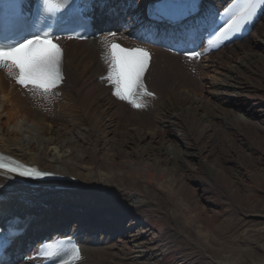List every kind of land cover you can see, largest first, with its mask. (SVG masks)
<instances>
[{"label":"bare ground","instance_id":"6f19581e","mask_svg":"<svg viewBox=\"0 0 264 264\" xmlns=\"http://www.w3.org/2000/svg\"><path fill=\"white\" fill-rule=\"evenodd\" d=\"M63 44L59 99L0 70V152L73 180L54 189L0 175V193L27 210L125 214L116 239H82L77 264H264V13L200 61L155 49L146 79L159 95L140 110L102 79V39Z\"/></svg>","mask_w":264,"mask_h":264},{"label":"snow or ice","instance_id":"6c2138e0","mask_svg":"<svg viewBox=\"0 0 264 264\" xmlns=\"http://www.w3.org/2000/svg\"><path fill=\"white\" fill-rule=\"evenodd\" d=\"M43 3L46 10L58 11L67 0H43ZM262 7L264 0H234L225 9V12L230 14L227 23L208 41V45L216 47L223 40L238 33L246 24L253 21ZM5 22V18L0 17V24ZM109 36L112 40L106 42L102 54L107 68V73L102 79L112 86V95L116 98L134 108H143L145 104L142 98L154 95L145 84V74L149 68L151 54L145 48L122 46L115 41V33H109ZM202 54L196 51L185 53L189 60L199 59ZM63 58V48L58 43V38L50 36L47 32L13 43H0V70H3L15 84L30 90L34 97L48 98L54 94V90L64 80ZM9 174L45 175L0 154V175ZM63 244V241H57L55 245L46 246L39 254L44 259H51L63 252L72 259L65 260L62 264H75L80 258L79 248L73 246L68 249L63 247Z\"/></svg>","mask_w":264,"mask_h":264},{"label":"rangeland","instance_id":"374dc122","mask_svg":"<svg viewBox=\"0 0 264 264\" xmlns=\"http://www.w3.org/2000/svg\"><path fill=\"white\" fill-rule=\"evenodd\" d=\"M263 187H264V184H263ZM262 197V193L260 192H254L251 196V200L252 201H257L258 199H260Z\"/></svg>","mask_w":264,"mask_h":264}]
</instances>
